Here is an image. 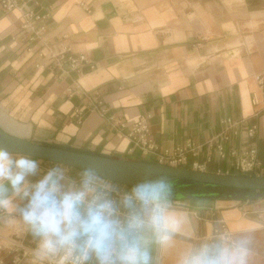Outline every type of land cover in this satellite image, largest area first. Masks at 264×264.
<instances>
[{"label": "crops", "instance_id": "crops-1", "mask_svg": "<svg viewBox=\"0 0 264 264\" xmlns=\"http://www.w3.org/2000/svg\"><path fill=\"white\" fill-rule=\"evenodd\" d=\"M46 18L37 35L21 29V13L0 7V125L31 129L42 146L70 142L93 154L156 163L130 148L112 128L111 118L131 127L148 118L160 151L187 142L204 145L222 131V121L237 124L229 147L239 148L245 130L255 127L253 142L264 176V0H36ZM68 36L74 54L89 65L61 74L40 57L44 43ZM67 65L64 69L67 70ZM104 111V112H101ZM207 150L188 158L183 169L203 163ZM229 167L215 156L203 173L226 175ZM188 189V188H187ZM188 194L213 193L200 187ZM219 192V191H215ZM189 213L191 242L226 231L251 236L264 252V196L248 200H183ZM190 241L178 237L175 250ZM32 241L22 229L0 219V264H31ZM161 264H174V252Z\"/></svg>", "mask_w": 264, "mask_h": 264}, {"label": "clouds", "instance_id": "clouds-1", "mask_svg": "<svg viewBox=\"0 0 264 264\" xmlns=\"http://www.w3.org/2000/svg\"><path fill=\"white\" fill-rule=\"evenodd\" d=\"M26 144L18 150L7 141ZM30 128L0 125V219L30 237L31 264H264L247 233L218 230L191 242L189 213L172 199L174 176L62 142L46 153ZM178 237L190 242L175 250Z\"/></svg>", "mask_w": 264, "mask_h": 264}, {"label": "built area", "instance_id": "built-area-1", "mask_svg": "<svg viewBox=\"0 0 264 264\" xmlns=\"http://www.w3.org/2000/svg\"><path fill=\"white\" fill-rule=\"evenodd\" d=\"M32 4L38 7L36 0H0V7L2 10L10 12L17 10L21 13L23 23L21 29L30 32L32 35H37L39 30L36 29L35 24L43 21L46 16L39 15L34 10L28 12H21L24 7ZM40 57L48 59L55 67H57L61 74H67L70 71H79L83 66L89 65L92 70L95 66L92 65L84 54H74L68 40V36H63L56 44L44 43ZM67 65V70L64 66ZM256 80L260 86L264 84L263 78L258 75ZM104 112V111H101ZM113 130L125 137L130 148L127 154L131 155L134 151H138L143 157L154 156L156 164L166 165L173 168H184L187 165L188 158L197 159L203 148H206V158L203 163L193 162L192 171L203 173L204 168L215 156L219 162H224L229 169L226 170V175L230 171H234L243 176H248L261 171L262 164L258 158V151L255 143L252 141L255 136V127L251 126L245 130V141L239 148L229 147L230 131L236 127L237 124L229 121H222V131L215 135L212 139L207 141L204 145H195L187 142L183 147L176 148L172 151H160L159 147L151 138V132L148 125V118H141L136 123L127 127L124 120L121 118H111ZM175 203V202H174ZM176 204V203H175ZM218 230H225L224 224H220L215 228L213 234ZM212 234V235H213Z\"/></svg>", "mask_w": 264, "mask_h": 264}, {"label": "water", "instance_id": "water-1", "mask_svg": "<svg viewBox=\"0 0 264 264\" xmlns=\"http://www.w3.org/2000/svg\"><path fill=\"white\" fill-rule=\"evenodd\" d=\"M15 149L23 150L26 144L16 141H7ZM55 147L42 146L41 151L46 153ZM121 160V159H118ZM125 161L129 169V179H134L135 170L144 164L159 165L149 162ZM164 170H171L174 176L172 194L176 199L183 200H248L264 196V176L258 177H236L213 175L208 173L195 172L189 169L173 168L162 165ZM203 187L214 190H237V192H213L206 194H188L185 189L189 187Z\"/></svg>", "mask_w": 264, "mask_h": 264}, {"label": "trees", "instance_id": "trees-1", "mask_svg": "<svg viewBox=\"0 0 264 264\" xmlns=\"http://www.w3.org/2000/svg\"><path fill=\"white\" fill-rule=\"evenodd\" d=\"M196 188H200V187H196ZM192 189H195V187H189L187 190H192ZM207 190H210V189H208V188H206ZM215 191H222V192H226V191H230V192H237V190H214L213 192H215Z\"/></svg>", "mask_w": 264, "mask_h": 264}, {"label": "bare ground", "instance_id": "bare-ground-1", "mask_svg": "<svg viewBox=\"0 0 264 264\" xmlns=\"http://www.w3.org/2000/svg\"><path fill=\"white\" fill-rule=\"evenodd\" d=\"M12 228H14V229H18L19 228V226H11Z\"/></svg>", "mask_w": 264, "mask_h": 264}, {"label": "rangeland", "instance_id": "rangeland-1", "mask_svg": "<svg viewBox=\"0 0 264 264\" xmlns=\"http://www.w3.org/2000/svg\"><path fill=\"white\" fill-rule=\"evenodd\" d=\"M208 189H210L209 191H214V189H211V188H208ZM212 193V192H211Z\"/></svg>", "mask_w": 264, "mask_h": 264}]
</instances>
